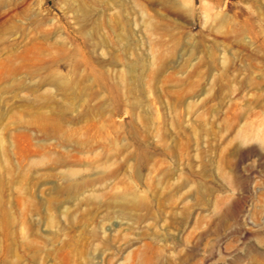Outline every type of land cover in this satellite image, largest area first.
Returning <instances> with one entry per match:
<instances>
[{"label":"rangeland","instance_id":"rangeland-1","mask_svg":"<svg viewBox=\"0 0 264 264\" xmlns=\"http://www.w3.org/2000/svg\"><path fill=\"white\" fill-rule=\"evenodd\" d=\"M0 264H264V0H0Z\"/></svg>","mask_w":264,"mask_h":264}]
</instances>
